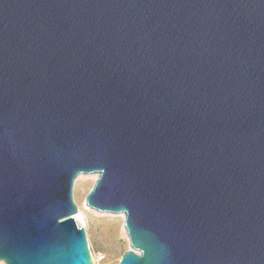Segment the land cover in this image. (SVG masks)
Instances as JSON below:
<instances>
[{"label":"water","instance_id":"water-1","mask_svg":"<svg viewBox=\"0 0 264 264\" xmlns=\"http://www.w3.org/2000/svg\"><path fill=\"white\" fill-rule=\"evenodd\" d=\"M264 264V0H0V261Z\"/></svg>","mask_w":264,"mask_h":264},{"label":"rangeland","instance_id":"rangeland-1","mask_svg":"<svg viewBox=\"0 0 264 264\" xmlns=\"http://www.w3.org/2000/svg\"><path fill=\"white\" fill-rule=\"evenodd\" d=\"M97 178L96 174L78 175L72 188V199L80 211L90 259L93 264H118L130 249L124 216L95 211L85 203L86 195ZM0 264H4L0 261Z\"/></svg>","mask_w":264,"mask_h":264},{"label":"bare ground","instance_id":"bare-ground-1","mask_svg":"<svg viewBox=\"0 0 264 264\" xmlns=\"http://www.w3.org/2000/svg\"><path fill=\"white\" fill-rule=\"evenodd\" d=\"M120 215L124 216L123 214H120ZM80 218H82V217H81V214H80V211H79V212H77V215H76V221H77V223L79 225H81V223H82V222H80Z\"/></svg>","mask_w":264,"mask_h":264}]
</instances>
